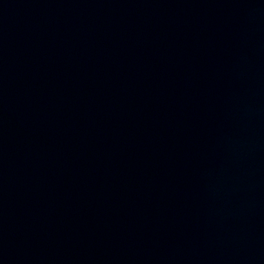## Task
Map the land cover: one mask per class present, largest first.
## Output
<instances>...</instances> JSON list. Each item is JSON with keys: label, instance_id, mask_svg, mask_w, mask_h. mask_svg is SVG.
Returning <instances> with one entry per match:
<instances>
[{"label": "water", "instance_id": "1", "mask_svg": "<svg viewBox=\"0 0 264 264\" xmlns=\"http://www.w3.org/2000/svg\"><path fill=\"white\" fill-rule=\"evenodd\" d=\"M0 264H264V0H0Z\"/></svg>", "mask_w": 264, "mask_h": 264}]
</instances>
